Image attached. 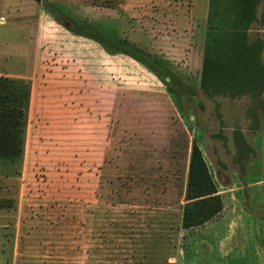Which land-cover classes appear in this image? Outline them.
Wrapping results in <instances>:
<instances>
[{"label":"rangeland","instance_id":"rangeland-1","mask_svg":"<svg viewBox=\"0 0 264 264\" xmlns=\"http://www.w3.org/2000/svg\"><path fill=\"white\" fill-rule=\"evenodd\" d=\"M204 3L193 19L194 0H0V97L9 79L29 94L22 149L0 155V264H231L217 254L229 228L183 227L192 149L238 169L228 143L251 139L241 129L264 91H203ZM263 29L261 0L249 41ZM119 46L158 76L106 51ZM214 143L228 155L206 157Z\"/></svg>","mask_w":264,"mask_h":264},{"label":"trees","instance_id":"trees-1","mask_svg":"<svg viewBox=\"0 0 264 264\" xmlns=\"http://www.w3.org/2000/svg\"><path fill=\"white\" fill-rule=\"evenodd\" d=\"M260 2L261 0H230V18L220 22L221 13L216 7V1L210 0L200 80L205 93L235 97L248 92L256 96L259 88L264 91V68L261 62L264 41L262 38L249 41L248 34L251 25L257 19V7ZM226 24L230 31L225 35L221 33L220 28ZM90 37L98 42L102 41L101 37ZM106 51L109 54H128L147 65L152 72H157L125 47L119 46L106 49ZM161 77L165 83L169 82L166 79L169 75ZM9 80L10 88L7 89V86L5 89L7 93L3 94V98L0 97L1 156H14L22 149L21 143L23 142L20 136L24 135L25 129L26 107L24 104L29 96L25 82ZM15 83L19 86H14ZM167 89L172 92L168 84ZM217 192L202 150L195 142L192 149L186 196L187 200L191 201L184 209V228L207 222L222 212L223 199Z\"/></svg>","mask_w":264,"mask_h":264},{"label":"crops","instance_id":"crops-1","mask_svg":"<svg viewBox=\"0 0 264 264\" xmlns=\"http://www.w3.org/2000/svg\"><path fill=\"white\" fill-rule=\"evenodd\" d=\"M204 2L209 5L210 0H194L196 11L193 12L195 14L193 19H199L196 15L200 13L199 16H202L203 12L206 11ZM206 31L203 52L199 53V71L201 73ZM261 38L264 41V34ZM184 43H188V41H184ZM179 50V48L173 49L168 59L172 60V57L178 54ZM263 54L264 46L261 61L264 68ZM152 73H155V76L157 75V72ZM245 97L254 99L253 94L250 92L246 93ZM258 107L253 105L249 108L253 118L250 116L249 124L247 121L246 126L241 129L245 135L251 134V139L245 138L244 143H228L230 161H233L238 169H231V172L227 173L224 168L215 167L212 170L210 164H208L217 187V194L223 199L224 208L217 217L207 224L224 222L223 225L221 223H218V225H221L224 229H230L229 237L225 236L219 240L221 251L217 254L222 259L232 261L231 264H264V107L261 109ZM259 116L261 117L260 120L257 119ZM214 144L215 147L211 146L210 150L206 147V157L212 159L219 156L221 159L228 155L224 148L226 143ZM218 147L219 152L217 153ZM230 242L233 243L231 247L233 251L222 250V246H227Z\"/></svg>","mask_w":264,"mask_h":264},{"label":"water","instance_id":"water-1","mask_svg":"<svg viewBox=\"0 0 264 264\" xmlns=\"http://www.w3.org/2000/svg\"><path fill=\"white\" fill-rule=\"evenodd\" d=\"M37 1L42 2L43 0H37Z\"/></svg>","mask_w":264,"mask_h":264}]
</instances>
